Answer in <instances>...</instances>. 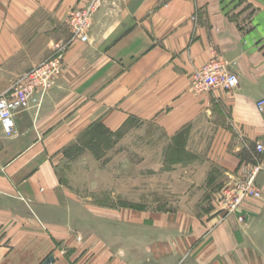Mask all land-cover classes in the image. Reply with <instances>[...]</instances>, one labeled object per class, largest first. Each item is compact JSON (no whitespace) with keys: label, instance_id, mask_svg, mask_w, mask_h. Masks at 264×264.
I'll return each instance as SVG.
<instances>
[{"label":"crops","instance_id":"crops-1","mask_svg":"<svg viewBox=\"0 0 264 264\" xmlns=\"http://www.w3.org/2000/svg\"><path fill=\"white\" fill-rule=\"evenodd\" d=\"M88 1L0 0V97L70 39L67 18ZM212 58L236 88L196 87ZM260 100L264 0H104L52 87L13 111L14 133L0 124V264H264ZM130 120L167 135L209 128L211 160L234 182L240 152L251 151L261 196L232 213L96 214L60 172L63 151L96 126L112 132Z\"/></svg>","mask_w":264,"mask_h":264},{"label":"rangeland","instance_id":"rangeland-1","mask_svg":"<svg viewBox=\"0 0 264 264\" xmlns=\"http://www.w3.org/2000/svg\"><path fill=\"white\" fill-rule=\"evenodd\" d=\"M212 134L196 126L167 135L134 120L112 132L96 126L64 149L60 172L96 214L224 211L234 178L211 160ZM246 152L239 154L242 166L253 163ZM204 167L207 177L199 175Z\"/></svg>","mask_w":264,"mask_h":264},{"label":"built area","instance_id":"built-area-1","mask_svg":"<svg viewBox=\"0 0 264 264\" xmlns=\"http://www.w3.org/2000/svg\"><path fill=\"white\" fill-rule=\"evenodd\" d=\"M103 2L104 0H89L84 7L72 11L66 21L70 39L56 44L51 57L27 73L12 95L0 97V124L5 135L9 136L14 133L13 111L23 105L27 94L36 88L46 92L52 87L53 81L63 70V56L69 44L74 40L81 42L88 40L93 16ZM194 84L201 90L215 87L232 90L236 88L238 79L225 69L224 65L212 58L196 72ZM256 109L260 114H264V100L256 103ZM254 150L255 153H261L262 146L257 144ZM260 170V165L256 163L241 166L237 175L238 179L225 198L223 209L226 213L236 211L246 198H259L261 196L255 185L256 175Z\"/></svg>","mask_w":264,"mask_h":264}]
</instances>
